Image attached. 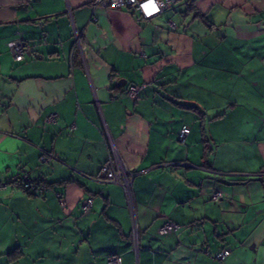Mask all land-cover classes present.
Segmentation results:
<instances>
[{
    "label": "crops",
    "instance_id": "1",
    "mask_svg": "<svg viewBox=\"0 0 264 264\" xmlns=\"http://www.w3.org/2000/svg\"><path fill=\"white\" fill-rule=\"evenodd\" d=\"M91 1L0 0V264H264V0ZM113 153L131 198L95 178Z\"/></svg>",
    "mask_w": 264,
    "mask_h": 264
},
{
    "label": "built area",
    "instance_id": "2",
    "mask_svg": "<svg viewBox=\"0 0 264 264\" xmlns=\"http://www.w3.org/2000/svg\"><path fill=\"white\" fill-rule=\"evenodd\" d=\"M178 1L179 0H92L91 5L93 7L99 6L111 9L125 8L134 14V18L136 20H141L150 19L166 9L174 7V5ZM168 26L171 29H176L175 21L169 20ZM10 49L15 61H22L25 58L26 54L30 53V51L32 50L29 45H26L20 40H15L14 42H12ZM137 91L138 87L130 86L127 89V94L132 98H136ZM54 120V115H51L49 117V121ZM188 133L189 127L183 126L178 133L179 141L185 142V138ZM114 154L115 153H113L112 158H109V160L101 165V168L95 178L104 182H113L121 185L124 188L125 193H127V196L131 198L130 177L133 175V173L131 171H128L127 168L116 158V156H114ZM41 160L44 161L45 157H41ZM258 176L262 180H264V166H262L261 170L258 173ZM16 182L17 184L21 185L24 190H38L40 192L44 190L43 187H38V183L28 179L26 175H20V177L16 179ZM5 186L6 184L4 182H0V188H4ZM221 196L222 194L219 190L214 191L211 195L213 199H218ZM91 203L92 198H87L86 200H84L80 206L81 211H89ZM179 229H181L180 224L167 220L159 227L158 233L160 235H167L171 232L178 231ZM134 234L136 235V231L134 232ZM229 251V248H222L212 256L214 259L222 260L229 253ZM107 264H121V257L117 254H113L109 257Z\"/></svg>",
    "mask_w": 264,
    "mask_h": 264
},
{
    "label": "trees",
    "instance_id": "3",
    "mask_svg": "<svg viewBox=\"0 0 264 264\" xmlns=\"http://www.w3.org/2000/svg\"><path fill=\"white\" fill-rule=\"evenodd\" d=\"M20 177V176H19ZM3 182V181H2ZM15 182H16V180H15ZM36 183H38V187H43V191L42 192H40V191H38V190H34V191H31V190H25V191H27V192H29V193H33V194H42V193H44V192H46L47 190H48V187L45 185V184H42V183H40V182H37V181H35ZM5 183V182H4ZM17 183V182H16ZM6 184V183H5ZM19 185V184H18ZM21 188H22V186L21 185H19ZM23 189V188H22ZM24 190V189H23ZM87 198H92V197H87ZM86 198V199H87ZM85 199V200H86ZM83 202V201H82ZM92 203H93V198H92ZM92 203H91V205H92ZM82 204V203H81ZM89 211H90V209H89ZM89 211H87V212H82L81 211V209H80V213L81 214H85V213H88ZM113 254H117V255H119L120 257H121V264H123V259H122V256H121V254L120 253H117V252H110V253H108L107 255H106V257H105V264H107V261H108V259H109V257L111 256V255H113Z\"/></svg>",
    "mask_w": 264,
    "mask_h": 264
}]
</instances>
